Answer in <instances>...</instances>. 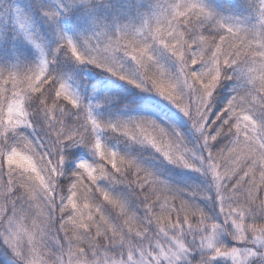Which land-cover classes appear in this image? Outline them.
<instances>
[{
    "label": "snow or ice",
    "instance_id": "1",
    "mask_svg": "<svg viewBox=\"0 0 264 264\" xmlns=\"http://www.w3.org/2000/svg\"><path fill=\"white\" fill-rule=\"evenodd\" d=\"M224 9L0 0V264H264V0ZM67 61L158 97L195 143L99 115ZM108 133L203 183H171Z\"/></svg>",
    "mask_w": 264,
    "mask_h": 264
},
{
    "label": "trees",
    "instance_id": "2",
    "mask_svg": "<svg viewBox=\"0 0 264 264\" xmlns=\"http://www.w3.org/2000/svg\"><path fill=\"white\" fill-rule=\"evenodd\" d=\"M234 2L235 0H206L209 6L218 11H225L224 5ZM66 67L67 71L61 74L69 77L70 81L80 89V95L85 99V102L91 100L93 103L101 104V107L97 109L99 115L104 116L105 113H110L108 116L110 119L117 115L123 117L148 115L160 120L161 123H171L193 144L195 143L192 140L193 134L187 120L170 105H165L158 97L143 93L91 65H76L74 62L67 61ZM85 71L88 72L87 76L84 74ZM164 112H167L168 115H164ZM106 135L110 137L108 140L110 147L122 152H131L133 155L143 152L142 162L177 186L184 187L189 184L203 183V178L196 173L173 168L153 158L149 155L148 150H141L138 146H128L126 142L113 138L111 133Z\"/></svg>",
    "mask_w": 264,
    "mask_h": 264
},
{
    "label": "rangeland",
    "instance_id": "3",
    "mask_svg": "<svg viewBox=\"0 0 264 264\" xmlns=\"http://www.w3.org/2000/svg\"><path fill=\"white\" fill-rule=\"evenodd\" d=\"M84 74L87 76L88 75V72H84ZM73 87L79 92V94H80V89L76 86V85H74L73 84Z\"/></svg>",
    "mask_w": 264,
    "mask_h": 264
}]
</instances>
